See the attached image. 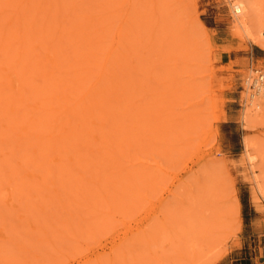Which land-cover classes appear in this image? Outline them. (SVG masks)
I'll return each mask as SVG.
<instances>
[{
    "label": "rangeland",
    "instance_id": "rangeland-1",
    "mask_svg": "<svg viewBox=\"0 0 264 264\" xmlns=\"http://www.w3.org/2000/svg\"><path fill=\"white\" fill-rule=\"evenodd\" d=\"M245 1L0 0V264H264Z\"/></svg>",
    "mask_w": 264,
    "mask_h": 264
},
{
    "label": "bare ground",
    "instance_id": "bare-ground-1",
    "mask_svg": "<svg viewBox=\"0 0 264 264\" xmlns=\"http://www.w3.org/2000/svg\"><path fill=\"white\" fill-rule=\"evenodd\" d=\"M229 2H230V5H231V8H232V12H233V15H234V20H235V22L238 24V25H240L241 27H243V28H247V26H248V21H249V14L247 13L248 12V10H247V4H246V1L245 0H229ZM2 3V2H1ZM25 4H27V3H25ZM62 6V5H61ZM67 7V6H66ZM47 10V9H46ZM35 11V10H34ZM26 13V12H25ZM71 14V13H70ZM76 14V13H75ZM43 15V14H42ZM46 16V15H45ZM72 16H74V14L72 15ZM8 17V16H7ZM5 20V19H4ZM64 20V19H63ZM74 20V19H73ZM17 22V21H16ZM23 22V21H22ZM74 22V21H73ZM77 27V26H76ZM248 29V28H247ZM33 34V33H32ZM10 35V34H9ZM30 37V36H29ZM19 41V40H18ZM35 43V42H34ZM10 44H12V43H10ZM8 45V44H7ZM58 45V44H57ZM2 47V46H1ZM9 47H11V46H9ZM8 47V48H9ZM5 48V47H4ZM76 48V47H75ZM6 49V48H5ZM20 49V48H19ZM19 51V50H18ZM5 52H7V51H5ZM8 53H10V49L8 50V52H7V54ZM33 53V52H32ZM39 53V52H38ZM75 54V53H74ZM22 55V54H21ZM20 55V56H21ZM72 55V54H71ZM19 57V56H18ZM20 58H22V57H20ZM83 58V57H82ZM91 59V58H90ZM13 62V61H12ZM30 63V62H29ZM103 63V62H102ZM10 64H12L11 62H10ZM39 65H40V63H39ZM105 65V64H104ZM49 66V65H48ZM9 67V66H8ZM5 68V67H4ZM13 69V68H12ZM10 70V69H9ZM64 70V69H63ZM67 70V69H66ZM65 70V71H66ZM58 72V71H57ZM66 72H69V71H66ZM10 73V72H9ZM39 73V72H38ZM12 74H16V73H13L12 72ZM43 74V73H42ZM36 75H38V74H36ZM17 76V75H16ZM35 76V75H34ZM9 77V76H8ZM10 77H12L11 75H10ZM57 77V76H56ZM6 79V78H5ZM113 79V78H112ZM12 80L13 79H11V81L10 82H12ZM16 82L18 83L16 86L14 85L13 86V88H15L16 90H18V92H20V86H18L19 84H20V82L22 81V78L21 77H19V78H17L16 77ZM60 80V79H59ZM260 80H262V81H259V76L257 77V76H254L253 78L252 77H250L249 76V78H247V83H248V86H249V82L251 81V84L252 83H255V89L253 88L252 89V91H250V92H248V95H246V97H247V99H245V100H247L248 102V106H247V109H249L248 110V112L250 111V112H252V111H258L259 112V110L260 109H264L263 107H262V105H263V103H264V81H263V79H262V77L260 76ZM50 81V80H49ZM10 82H8V83H10ZM22 83V82H21ZM76 82L74 81V84H75ZM28 84V83H27ZM72 84H73V79H72ZM74 84H73V86H74ZM21 85V84H20ZM23 86L25 85V84H22ZM55 85V84H54ZM54 85H52V88L53 87H55L56 88V86H54ZM105 85V84H104ZM29 86V85H28ZM60 86H62L61 84H58V91L59 90H61L62 92L64 91L65 92V90H66V92H68L69 90H67V89H70L71 90V92H73L74 91V87H73V89H72V86H70V84H68V88H67V86H66V88H64L63 86V88L64 89H62V87L60 88ZM70 86V87H69ZM75 86H76V84H75ZM91 86V85H90ZM102 86V85H101ZM254 86V85H253ZM3 87V86H2ZM24 87H26V85L24 86ZM93 87V86H92ZM97 88V87H96ZM48 89L49 90H47V91H51V90H53V89H51L50 90V87H48ZM97 89H99V88H97ZM102 89V88H101ZM34 90H36V89H34ZM34 90H33V92H34ZM94 90H96V89H94ZM15 91V90H14ZM54 91V97H55V93L57 92V89L56 90H53ZM100 91V90H99ZM17 92V93H18ZM23 92V91H22ZM70 92V91H69ZM68 92V93H69ZM15 93V92H14ZM52 92H50V94H51ZM99 93V92H98ZM59 94V92L57 93V95ZM67 93H64L63 95H64V97H63V99H62V104L63 105H65L66 103H68L69 101H70V99H69V95H66ZM100 94H102V93H100ZM63 95H61V97L63 96ZM107 95V94H106ZM109 95V94H108ZM50 96H52V95H49V98H50ZM66 96V97H65ZM97 96V95H96ZM28 97V96H27ZM47 97H48V95H47ZM72 97V96H71ZM76 98V97H75ZM74 98V99H75ZM102 98V97H101ZM113 98V97H112ZM117 99H118V97H116ZM56 99H58V97H55V100ZM78 99H79V97H78ZM91 99V98H90ZM103 99V98H102ZM106 99V98H105ZM116 99V100H117ZM47 100V99H46ZM69 100V101H68ZM77 100V99H76ZM113 100V99H112ZM121 100V99H120ZM48 101V100H47ZM50 101V100H49ZM66 101V103H64ZM68 101V102H67ZM34 102V101H33ZM60 103H61V100H60ZM1 104V103H0ZM13 104V103H12ZM62 104H60V105H62ZM79 104V103H78ZM77 104V105H78ZM30 105V104H29ZM57 105V104H56ZM1 106V105H0ZM42 106V105H41ZM53 106V105H52ZM57 106H59V105H57ZM68 106V105H67ZM108 106V105H107ZM106 106V107H107ZM50 107V106H49ZM56 107V106H55ZM55 107H53V108H55ZM60 107V106H59ZM61 108V107H60ZM66 108V107H65ZM6 109H7V107H6ZM14 109V108H13ZM47 109V108H46ZM62 109H64V107L62 108ZM61 109V110H62ZM108 109V108H107ZM54 109H52V111H53ZM58 110H59V108H58ZM42 111V110H41ZM17 112V111H16ZM61 112V111H60ZM62 112H63V110H62ZM123 112V111H122ZM255 112V113H256ZM75 113V112H74ZM81 113V112H80ZM260 113V112H259ZM35 114V113H34ZM33 114V115H34ZM68 114V113H67ZM251 114H253V113H251ZM15 115V114H14ZM38 115V114H37ZM18 116V115H17ZM49 116V115H48ZM127 116V115H126ZM1 117V116H0ZM101 117V116H100ZM120 117V116H119ZM243 117V116H242ZM12 118V117H11ZM10 118V119H11ZM17 118V117H16ZM78 118V117H77ZM115 118V117H114ZM13 119H15V118H13ZM33 120V119H32ZM75 120V119H74ZM103 120V119H102ZM108 120V119H107ZM3 121V120H2ZM2 121H0V122H2ZM28 121V120H27ZM26 121V122H27ZM36 122V121H35ZM50 122V121H49ZM55 122V121H54ZM100 122V121H99ZM105 122V121H104ZM109 122V121H108ZM4 123V122H3ZM118 124V123H117ZM35 125V124H34ZM39 125V124H38ZM59 125V124H58ZM71 127V126H70ZM76 127V126H75ZM127 127V126H126ZM86 128V127H85ZM31 129V128H30ZM59 130V129H58ZM58 132V131H57ZM109 132V131H108ZM53 134H55V133H53ZM122 134V133H121ZM76 135V134H75ZM67 136V135H66ZM107 136V135H106ZM119 137V136H118ZM121 137V136H120ZM124 138V137H123ZM9 139H11V138H9ZM34 139V138H33ZM38 139V138H37ZM40 139V138H39ZM55 139V138H54ZM114 139V138H113ZM127 139H128V137H127ZM29 140V139H28ZM57 141V140H56ZM83 141V140H82ZM92 141V140H91ZM121 141V140H120ZM126 141V140H125ZM10 142V141H9ZM106 142H107V140H106ZM110 142V141H109ZM99 143V142H98ZM123 143V142H122ZM127 143V142H126ZM129 143V142H128ZM1 144V143H0ZM108 144V143H107ZM5 145V144H4ZM18 145H21V144H18ZM52 145H53V143H52ZM89 145V144H88ZM118 146H120L119 145V143H118ZM75 147V146H74ZM109 147V146H108ZM15 148V147H14ZM24 149V148H23ZM26 149V148H25ZM86 149V148H85ZM16 150V149H15ZM39 150V149H38ZM72 150V149H71ZM76 150V149H75ZM81 151V150H80ZM111 152V151H110ZM51 153V152H50ZM112 153V152H111ZM119 153V152H118ZM4 154V153H3ZM32 154V153H31ZM87 154V153H86ZM19 155V154H18ZM36 155V154H35ZM48 155H49V153H48ZM78 155H79V153H78ZM84 155V154H83ZM118 155V154H117ZM32 156V155H31ZM85 156V155H84ZM18 157V156H17ZM33 157V156H32ZM31 157V158H32ZM39 157V156H38ZM48 157V156H47ZM35 158V157H34ZM61 158V157H60ZM87 159V158H86ZM30 160V159H29ZM28 160V162H30ZM39 160V159H38ZM46 160V159H45ZM41 161V160H40ZM84 161V160H83ZM6 162V161H5ZM85 162V161H84ZM98 162V161H97ZM100 162V161H99ZM105 162V161H104ZM31 163V162H30ZM51 163V162H50ZM27 164V163H26ZM43 164V163H42ZM47 164V163H46ZM60 164V163H59ZM99 164H101V162L99 163ZM39 165V164H38ZM92 165V164H91ZM6 166V165H5ZM24 166V165H23ZM73 166H74V163H73ZM73 166H71V167H73ZM20 167V166H19ZM84 167V166H83ZM37 169H38V167H36ZM36 168H35V171H36ZM31 169V168H30ZM29 169V170H30ZM104 169V168H103ZM90 170V169H89ZM109 170V169H108ZM23 171V170H22ZM38 171H39V169H38ZM41 171V170H40ZM65 172V171H64ZM93 173V172H92ZM103 173V172H102ZM16 174H18V173H16ZM94 174V173H93ZM102 175V174H101ZM18 176V175H17ZM103 178V177H102ZM47 179V178H46ZM107 179V178H106ZM46 181V180H45ZM64 182V181H63ZM60 183V182H59ZM13 184V183H12ZM105 184V183H104ZM29 185V184H28ZM27 190V189H26ZM25 191V190H24Z\"/></svg>",
    "mask_w": 264,
    "mask_h": 264
},
{
    "label": "built area",
    "instance_id": "built-area-1",
    "mask_svg": "<svg viewBox=\"0 0 264 264\" xmlns=\"http://www.w3.org/2000/svg\"><path fill=\"white\" fill-rule=\"evenodd\" d=\"M259 76V81H262V80H260V76L262 77V79H264V75L261 73V72H259L258 74H257V77Z\"/></svg>",
    "mask_w": 264,
    "mask_h": 264
}]
</instances>
